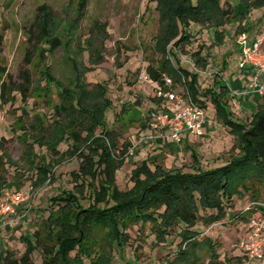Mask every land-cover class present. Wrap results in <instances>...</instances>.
I'll list each match as a JSON object with an SVG mask.
<instances>
[{
  "label": "rangeland",
  "instance_id": "rangeland-1",
  "mask_svg": "<svg viewBox=\"0 0 264 264\" xmlns=\"http://www.w3.org/2000/svg\"><path fill=\"white\" fill-rule=\"evenodd\" d=\"M218 1V7L214 2L209 3L211 8L207 4L206 13L211 20L191 24L186 29L190 33L189 41L176 50L182 66L199 72L201 92L212 85L214 75L220 73L224 55L228 65L220 78L228 84L231 78H240L236 60L239 53L234 38L240 32L239 23L246 14L252 17L251 27L264 24V0H245L247 2L242 1L239 5H235L237 1L234 0ZM41 4L48 5L52 10L54 35L60 39V45L50 52L45 51L43 56H40V50L47 43L36 42L33 36L37 8ZM156 4L157 0H0V154L4 153L0 159V181H14L12 186L4 187L7 189L31 187L34 192L27 215L16 217L24 211L19 208L14 224L0 228V250L7 251L10 259L19 258L27 250L29 242L26 237L33 241L34 233H38L39 245H53V240L46 235L48 227L42 224L50 211L48 199L62 189L73 188L71 174L83 162L78 153H64L71 146L70 140L58 145L59 154L34 145L38 155L51 160L53 181L33 185L35 170L29 167L25 143L19 134L32 130V124L39 131H42V125L50 127V130L53 127V106L58 102V96L55 88L45 82L43 70L46 66L64 85H72V80L79 74L88 89H95L96 83L107 87V96L112 101V106L106 111L107 127L114 129L117 141L113 155L117 159L124 158L121 167L114 172L119 189L126 190L132 186L131 171L143 158L148 157L153 168L154 157L151 155H160V151L156 162L161 165L181 167L183 170L192 168V159L185 147L176 153L172 144L159 141L151 145H148L151 141L142 143L137 146L134 155L125 156L139 137L140 123L144 122L147 112L153 107L149 99L155 95L158 86L146 72L149 66L155 67L161 58L153 46L161 26L160 11L157 9L160 6L156 7ZM225 9L227 14L223 13ZM221 30H224L222 40ZM197 51L207 59L204 70L194 66L192 54ZM96 56L100 59L98 63L94 62ZM28 58H32L31 62ZM88 67L91 69L87 70ZM24 75L29 79L26 80ZM21 87L27 88L23 97L18 93ZM201 98L207 116L206 130L204 128L202 134L195 135L189 144L198 151L203 167H214L237 155L239 147L229 127L216 119L209 96ZM261 101L264 102V97L257 95H240L238 98L230 93L228 98L234 119L245 124L251 122ZM125 143L129 145L126 150ZM154 144L159 146L153 147ZM141 147H145L146 151H140ZM7 158L8 162H5ZM37 161L38 158L34 162ZM246 185L247 188H240L241 192L233 195L220 221L204 225L199 220L192 228L200 231L196 237L198 240L210 237L213 242L212 249L205 248L203 244L199 248L200 260L204 264L209 261L212 264L244 262L245 248L241 243L247 239L249 216L242 218V212L256 199L264 202V175L253 177ZM255 196L258 198L255 199ZM82 204L86 206L87 201H82ZM210 212L213 211L206 210L204 213ZM150 227L148 223H138L129 225L125 230L128 241L122 252L127 263L118 257L117 249L108 245L107 237L100 231L98 244L104 247V253L96 258L94 264H165L177 252L183 225L170 228L165 238L160 240L155 239ZM38 228L43 231H38ZM74 253L72 251L71 256ZM213 253L217 257H213ZM43 254L42 248L37 246L30 253L29 263L40 264ZM9 258L6 262L10 261ZM84 264H89V261L84 259ZM254 264H264V259Z\"/></svg>",
  "mask_w": 264,
  "mask_h": 264
},
{
  "label": "trees",
  "instance_id": "trees-1",
  "mask_svg": "<svg viewBox=\"0 0 264 264\" xmlns=\"http://www.w3.org/2000/svg\"><path fill=\"white\" fill-rule=\"evenodd\" d=\"M234 1H237L235 5L247 2ZM212 2L218 7V0H157L161 26L154 37L153 46L161 54V58L155 67L149 66L146 72L158 86L162 85V74H168L173 85L184 84L191 97L201 104V97L209 96L216 119L229 127V131L236 137L238 154L224 164L203 167L198 151L187 146L192 158V168L189 170L165 167L156 162L159 155L153 154V168L149 165L148 157L143 158L131 171L132 186L121 190L116 184L114 172L121 167L124 158L117 159L113 155L117 141L114 129L107 127L106 111L112 106V101L107 96V87L96 83L95 89H88L79 74L72 80V85H64L46 66L43 70L45 82L49 87L55 88L58 96V102L53 106V127L50 130V127L42 125V131H39L32 124V130L19 134L25 143L29 167L35 170L33 185L43 184L46 180L53 181L51 160L38 155L34 145L45 147L52 154H59L58 145L70 140L71 146L64 153H78L83 162L71 174L73 188L62 189L48 199L50 211L42 224L48 227L46 235L53 240V245H39L38 233H34L33 241L26 237L29 247L19 258L10 259L6 255L7 251L0 250V264H30V253L37 246L44 253L40 264H84V259L89 264H94L96 258L104 253V247L98 244L100 231L107 237L108 245L117 249L118 257L127 263L122 252L128 241L125 230L129 225L138 223H148L157 240L164 239L170 228L183 225L179 232L181 242L177 252L165 264H204L200 260L202 257L199 248L203 244L212 249L213 242L210 237L198 240L196 237L200 231L192 228L199 220L204 225L220 221L233 195L241 192L240 188H247L246 183L253 177L264 175V102L256 107L250 123L234 119L228 103L229 84L220 78L228 65L225 55L221 58L220 73L217 72L212 85L201 92L199 72L182 66L180 55L176 53L177 47L189 41L190 33L186 29L191 24L211 20L206 12L207 4L209 6ZM37 9L33 36L36 42L47 43L40 50V56H43L45 51L50 52L58 47L60 39L54 35L52 10L46 4L39 5ZM223 13L227 14V10H223ZM259 28L257 25L252 26L250 35L254 36ZM239 29H242L240 25ZM223 31H220V40L223 39ZM1 38L0 35V41ZM234 44L237 47L235 38ZM192 57L194 66H200L204 70L208 64L206 57L200 51L194 52ZM31 59L28 58V61L31 62ZM99 60L98 56L94 62L98 63ZM24 78L29 79L26 75ZM26 90V87H21L19 95L23 97ZM149 100L159 110L167 109L155 95ZM120 110H123L122 107ZM28 138L31 140L28 141ZM128 146L125 143L124 150ZM2 155L4 156L3 152L0 159ZM36 158L38 161L34 162ZM5 162H8V158ZM13 183L0 181V194L7 189L5 186H12ZM256 198L258 197L255 196ZM82 201H87V205L84 206ZM206 210L213 212L205 215ZM242 214V218H245V212ZM38 231L42 232L43 229L38 228ZM72 251H75L73 256ZM212 256L217 257V254L213 253ZM8 258L10 261L6 262ZM208 264L212 263L209 261Z\"/></svg>",
  "mask_w": 264,
  "mask_h": 264
},
{
  "label": "built area",
  "instance_id": "built-area-1",
  "mask_svg": "<svg viewBox=\"0 0 264 264\" xmlns=\"http://www.w3.org/2000/svg\"><path fill=\"white\" fill-rule=\"evenodd\" d=\"M251 22V15L246 14L239 23L242 29L235 37L240 55L238 68L246 81L243 91L239 93L264 97V26L251 36ZM161 82L155 96L161 99V104L167 109L163 111L154 106L149 109L143 122L148 133L139 136L125 156L134 155L137 146L148 141L180 144L183 141L182 135H200L204 132L207 116L203 104L191 97L184 84L178 83L176 86L179 88H175L168 74H162ZM33 196L31 187L5 189L0 194V217H7V224L13 225L19 208L24 211L16 217L27 215ZM243 212L249 216V231L247 239L241 243L245 248L242 264H254L264 259V202L256 199Z\"/></svg>",
  "mask_w": 264,
  "mask_h": 264
},
{
  "label": "crops",
  "instance_id": "crops-1",
  "mask_svg": "<svg viewBox=\"0 0 264 264\" xmlns=\"http://www.w3.org/2000/svg\"><path fill=\"white\" fill-rule=\"evenodd\" d=\"M239 57H240V55H239ZM239 57L237 58V61H239ZM238 63V62H237ZM239 73H240V78L238 77V78H231V83L229 84V93H232V94H234V95H236L238 98L240 97V91H243V88H244V86H245V84H246V81H245V77H244V75H243V73H242V71L241 70H239L238 71ZM262 78H264V76H262ZM240 87V88H239ZM251 96H253V95H251ZM262 102V101H261ZM212 104V103H211ZM213 105V104H212ZM140 131H139V136H143V135H146L147 133H148V130L147 129H145V126H144V123L142 122V124L140 123V129H139ZM205 130H206V128H205ZM195 135H189V134H184V135H182V139H183V141L180 143V144H177V143H175V142H170V144H172L173 146V150H176V153L177 152H180V150H181V148L182 147H191V148H194V147H192V145L191 144H189V141H191L192 139H193V137H194ZM153 142L154 141H151V143L150 144H148V145H151V144H153ZM156 143H158V142H156ZM157 145L159 146V144H154V146L153 147H157ZM183 145V146H182ZM146 148L145 147H141L140 148V151H144ZM187 149V148H186ZM195 149V148H194ZM188 150V149H187ZM196 150V149H195ZM146 151V150H145ZM189 151V150H188ZM160 155H161V151H160V153H159ZM156 155H158V153H156ZM159 155V156H160ZM189 155H190V151H189ZM191 157V156H190ZM192 159V158H191ZM173 168H181V167H173ZM7 217H0V228L2 227V228H4V227H6V225H7Z\"/></svg>",
  "mask_w": 264,
  "mask_h": 264
}]
</instances>
